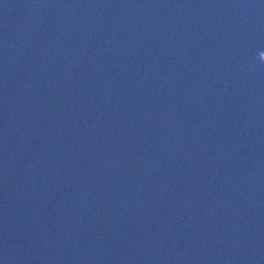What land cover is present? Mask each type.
I'll return each mask as SVG.
<instances>
[{
    "label": "water",
    "instance_id": "1",
    "mask_svg": "<svg viewBox=\"0 0 264 264\" xmlns=\"http://www.w3.org/2000/svg\"><path fill=\"white\" fill-rule=\"evenodd\" d=\"M0 264H264V0H0Z\"/></svg>",
    "mask_w": 264,
    "mask_h": 264
}]
</instances>
